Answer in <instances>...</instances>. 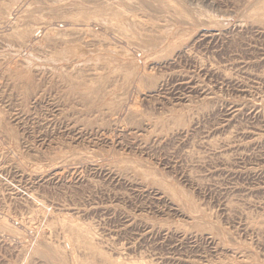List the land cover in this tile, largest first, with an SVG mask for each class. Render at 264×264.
<instances>
[{"label": "rangeland", "instance_id": "374dc122", "mask_svg": "<svg viewBox=\"0 0 264 264\" xmlns=\"http://www.w3.org/2000/svg\"><path fill=\"white\" fill-rule=\"evenodd\" d=\"M263 10L0 0V264H264Z\"/></svg>", "mask_w": 264, "mask_h": 264}, {"label": "bare ground", "instance_id": "6f19581e", "mask_svg": "<svg viewBox=\"0 0 264 264\" xmlns=\"http://www.w3.org/2000/svg\"><path fill=\"white\" fill-rule=\"evenodd\" d=\"M158 5V4H157ZM248 5V4H247ZM26 6V5H25ZM243 6V5H242ZM257 7V6H256ZM263 8V7H262ZM197 10V9H196ZM261 10V9H260ZM225 11V10H224ZM264 11V10H263ZM251 14V13H250ZM264 20V19H263ZM256 21H257V19H256ZM120 22V21H119ZM264 24V23H263ZM131 25V24H130ZM79 26V25H78ZM126 26V25H125ZM189 28V27H188ZM13 29V28H12ZM1 30V29H0ZM39 30V29H38ZM238 30V29H237ZM252 30V29H251ZM261 30V29H260ZM18 31V30H17ZM27 31V30H26ZM115 32V31H114ZM213 33V32H212ZM230 33V32H229ZM18 34V33H17ZM33 34V33H32ZM202 34V33H201ZM21 35V34H20ZM24 35V34H23ZM31 36V35H30ZM58 36V35H57ZM112 36V35H111ZM120 36V35H119ZM233 36V35H232ZM241 36V35H240ZM16 37V36H15ZM199 37V36H198ZM56 38H58V37H56ZM63 39V38H62ZM217 40V39H216ZM226 40V39H225ZM228 40V39H227ZM235 41V40H234ZM136 45V44H135ZM162 47V46H161ZM188 49V48H187ZM194 54V53H193ZM177 55V54H176ZM237 64V63H236ZM233 66V65H232ZM237 66V65H236ZM246 67H248V66H246ZM242 68H244V67H242ZM256 68V67H255ZM251 69V68H250ZM257 69V68H256ZM240 70H242V69H240ZM244 70V69H243ZM242 72V71H241ZM246 72V71H245ZM249 74V73H248ZM222 75V74H221ZM245 75V74H244ZM224 76V75H223ZM254 76V75H253ZM246 77H248V76H246ZM252 77V76H251ZM251 77L250 78H248V79H251ZM185 78V77H184ZM183 79V78H182ZM253 79H254V77L252 78V80L251 81H253ZM260 79V78H259ZM258 79V81H260ZM256 80V79H255ZM254 80V81H255ZM262 80H263V78H262ZM182 81V80H181ZM224 82V81H223ZM263 82V81H262ZM256 83V82H255ZM258 83H260V82H258ZM190 84V83H189ZM264 84V83H263ZM188 92V91H187ZM40 102V101H39ZM184 102V101H183ZM89 133V132H88ZM109 133V132H108ZM212 138V137H211ZM92 163H94V162H92ZM190 175V174H189ZM33 198V197H32ZM43 206V205H42ZM45 208H47V207H45ZM50 210V209H49ZM51 211V210H50ZM52 212V211H51ZM45 213H47V212H45ZM65 213V212H64ZM62 214V213H61ZM42 215H44V214H42ZM60 215V214H59ZM63 215V214H62ZM61 216V215H60ZM64 216V215H63ZM67 216V215H66ZM72 218H73V216H72ZM68 219V218H67ZM249 222V221H248ZM72 223V222H71ZM28 230V229H27ZM148 230V229H147ZM130 231V230H129ZM44 233V232H43ZM29 234H31V233H29ZM69 237V236H68ZM112 242V241H111ZM213 244V243H212ZM49 254V253H48ZM102 262V261H101ZM38 264V263H37ZM65 264V263H64Z\"/></svg>", "mask_w": 264, "mask_h": 264}]
</instances>
